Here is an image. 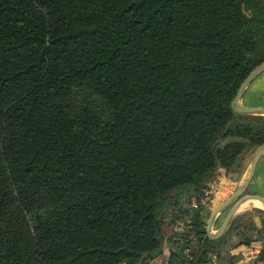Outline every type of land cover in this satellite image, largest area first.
I'll list each match as a JSON object with an SVG mask.
<instances>
[{"label": "trees", "instance_id": "1", "mask_svg": "<svg viewBox=\"0 0 264 264\" xmlns=\"http://www.w3.org/2000/svg\"><path fill=\"white\" fill-rule=\"evenodd\" d=\"M263 61L264 0H0V264L263 257L262 207L210 237L190 206L264 142L231 105Z\"/></svg>", "mask_w": 264, "mask_h": 264}, {"label": "crops", "instance_id": "2", "mask_svg": "<svg viewBox=\"0 0 264 264\" xmlns=\"http://www.w3.org/2000/svg\"><path fill=\"white\" fill-rule=\"evenodd\" d=\"M240 103L242 105L250 106V107H264V72L259 74L247 86V88L243 93V96L240 99ZM251 154L248 155L244 161L245 169L239 179H234L229 174L228 175L230 176V179H227L226 178L227 173L225 172V169L222 167L218 169V171L220 172L219 179L220 180L223 179L224 180L223 183L224 182L227 183L226 184L227 187L230 186L229 184H233L235 182L238 185V183H240V181L244 179L247 173ZM223 188L227 189L226 186ZM248 188L251 192H257L264 196V152L262 153L256 164V168L253 177L248 184ZM223 192L224 190H222L221 194ZM229 194L230 193H228L225 196L219 194L215 195L213 200L207 205L210 212L215 207H217ZM227 210L228 207L224 208L217 214L214 223L212 225V231H214V229H216L221 224ZM240 212L242 211H240L238 208L235 214ZM261 247H262V243L260 240H252L250 243L247 244L245 243L238 244L234 247L228 248L226 250L227 254L225 255L223 254L219 256L218 259L216 260L213 259V262H215L216 264H264V256L260 257L259 255ZM170 250L171 248L167 244H164L161 256L167 257ZM229 254L234 255L235 258L233 260L229 259Z\"/></svg>", "mask_w": 264, "mask_h": 264}, {"label": "water", "instance_id": "3", "mask_svg": "<svg viewBox=\"0 0 264 264\" xmlns=\"http://www.w3.org/2000/svg\"><path fill=\"white\" fill-rule=\"evenodd\" d=\"M262 72H264V61L257 66H255L246 78L243 80L241 85L238 88V91L231 102L232 107L242 113L247 114H257V115H264V107H250L245 106L240 103V99L247 88V86ZM264 152V142L258 144L255 149L253 150L250 162L248 165L247 173L244 179L235 187V189L217 206L215 207L209 214L206 220V231L210 237H216L224 232V230L229 225L232 217L234 216L237 209L240 205L250 198L259 199L262 202V207L264 209V196L257 193V192H247L246 189L248 187L249 182L251 181L256 164ZM228 207V210L221 222V224L212 231V225L217 214L223 210L224 208Z\"/></svg>", "mask_w": 264, "mask_h": 264}, {"label": "built area", "instance_id": "4", "mask_svg": "<svg viewBox=\"0 0 264 264\" xmlns=\"http://www.w3.org/2000/svg\"><path fill=\"white\" fill-rule=\"evenodd\" d=\"M218 188L219 186H217L215 179L212 178L208 183V185L202 189V193H200L197 197L192 198V200L190 201V206L199 207L202 205H208L216 195ZM189 220L190 219L187 215H183L177 218L172 225L173 231L175 232L183 231ZM166 258L167 257L164 256L162 257L160 253L158 256H155L150 259H146L141 264H166ZM210 264H216V263L211 262Z\"/></svg>", "mask_w": 264, "mask_h": 264}, {"label": "rangeland", "instance_id": "5", "mask_svg": "<svg viewBox=\"0 0 264 264\" xmlns=\"http://www.w3.org/2000/svg\"><path fill=\"white\" fill-rule=\"evenodd\" d=\"M251 150H252V146H251V144L247 145V146L242 150V152L240 153V155H238V157H237V158L234 160V162L232 163L233 167H234V165H236L237 162H239V161H241V160H244V161H245L246 157L250 154ZM219 175H220V172L217 171V172L215 173L214 177H213V179H215V181H216V183H217V186H219L216 195L219 194V195L225 196V195H227L228 193H231V192L234 190V188H235V186H236L237 184H236V182H235V183H233V184H229L230 186L227 187V185H226L227 183H225V182L223 183L224 180H223V179L220 180V179H219ZM226 178H227V179H230V176L227 174V175H226ZM240 182H241V181H240ZM238 184H239V183H238ZM225 186H226L227 189L223 188V187H225ZM222 190H224V192L221 194ZM246 191H247V192H251V191L249 190L248 187H247ZM253 206H256V205H248V204H244L243 207H240V208H239V210H240V211H244V210H247V209L252 208Z\"/></svg>", "mask_w": 264, "mask_h": 264}, {"label": "bare ground", "instance_id": "6", "mask_svg": "<svg viewBox=\"0 0 264 264\" xmlns=\"http://www.w3.org/2000/svg\"><path fill=\"white\" fill-rule=\"evenodd\" d=\"M244 204L262 206V202L259 199H255V198H250V199L246 200L245 202H243L240 205V207H243Z\"/></svg>", "mask_w": 264, "mask_h": 264}]
</instances>
